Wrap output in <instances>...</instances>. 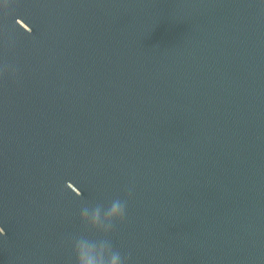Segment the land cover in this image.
<instances>
[{
    "label": "water",
    "instance_id": "water-1",
    "mask_svg": "<svg viewBox=\"0 0 264 264\" xmlns=\"http://www.w3.org/2000/svg\"><path fill=\"white\" fill-rule=\"evenodd\" d=\"M8 3L0 264H73L116 198L129 264H264V0Z\"/></svg>",
    "mask_w": 264,
    "mask_h": 264
},
{
    "label": "clouds",
    "instance_id": "clouds-1",
    "mask_svg": "<svg viewBox=\"0 0 264 264\" xmlns=\"http://www.w3.org/2000/svg\"><path fill=\"white\" fill-rule=\"evenodd\" d=\"M8 8V0H5L6 15ZM128 195H131V190ZM127 203L126 198H116L107 208L102 203L82 206L80 210L82 230L70 240L73 264H129L130 253H122L111 239L116 225L126 219ZM3 234L4 230L0 228V235Z\"/></svg>",
    "mask_w": 264,
    "mask_h": 264
}]
</instances>
